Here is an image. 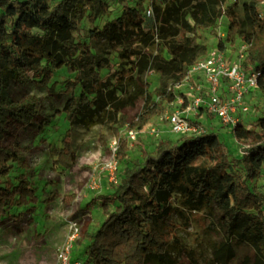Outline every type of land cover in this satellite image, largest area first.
I'll use <instances>...</instances> for the list:
<instances>
[{"label": "trees", "instance_id": "1", "mask_svg": "<svg viewBox=\"0 0 264 264\" xmlns=\"http://www.w3.org/2000/svg\"><path fill=\"white\" fill-rule=\"evenodd\" d=\"M118 1L123 6L116 17L77 38L83 18L93 22L105 12L103 0H0V215L35 198L25 173L16 176L15 184L8 179L13 165L22 163L18 151L3 143L8 124L44 119L36 95L18 100L7 95L10 81L47 87L64 68L73 77L64 89L70 94L65 116L73 124L102 120L106 105L114 102L113 93L149 70L158 75L154 94L160 102L171 101L189 67L207 53L200 32L224 16L225 37L217 47L222 49L225 42L247 44L243 64L258 73L257 90L264 102V17L257 3ZM148 4L152 18H161L155 25L149 26L145 16ZM158 104L146 94L129 126L142 128L157 113ZM120 120L123 123L125 116ZM231 133L243 145L241 155H232L212 131L182 136L180 143L161 141L153 153L142 150L138 163L124 166L114 192L103 198L101 224L82 233L87 244L81 264H170L165 229L172 225L170 214L183 216L184 210L203 211L205 228L221 229L222 238L210 246L213 264H231L241 245L253 255L244 254L239 264H264V193L258 184L264 168V117L251 126L238 123ZM51 152L56 166L68 168L76 162L69 141L62 140ZM215 209L218 225L211 218Z\"/></svg>", "mask_w": 264, "mask_h": 264}, {"label": "rangeland", "instance_id": "2", "mask_svg": "<svg viewBox=\"0 0 264 264\" xmlns=\"http://www.w3.org/2000/svg\"><path fill=\"white\" fill-rule=\"evenodd\" d=\"M103 1L105 12L99 13L93 22L83 18L79 32L75 33L77 38H82L90 27H101L121 12L123 4L118 0ZM134 1L128 0L125 5H132ZM243 1L261 4V0H228L227 4L236 2L239 5ZM158 18L161 19L148 18L149 26L157 24ZM222 20L220 25L216 23L200 32L199 41L207 46V52L225 37L220 36L227 23L224 16ZM240 47L239 42H225L222 50L228 60H234ZM115 60L113 57L112 61ZM68 79H73L72 74L62 68L52 76L47 87L35 82L20 85L10 81L7 95L15 100L27 94L36 95L42 101L44 119L38 116L29 124L12 121L4 136L3 143L16 149L22 159L21 164L13 165L8 179L15 184L16 176L25 173L33 182L35 198L26 206L15 205L0 215V264H57L56 250L66 241L69 221H75L80 230L72 243L70 257L73 262L81 264L87 244L82 233L95 230L105 218L101 202L114 192L123 167L135 166L142 150L153 153L161 141L173 144L182 139L181 135L170 132L165 119L172 107L178 106L170 101L160 102L153 92L159 85L155 72L146 71L142 77H135L122 89H117L113 93L114 102H109L104 109L102 120L88 124H73L65 116L64 104L70 95L64 92ZM198 81H201L200 77L194 76L191 83H180L176 86V94L189 92V86ZM75 92H79V86ZM146 94L159 103L158 111L142 128L130 127L129 123L143 108ZM245 101L250 109L241 116V123L251 126L258 117H264V102L257 89L247 93ZM201 112L199 121L205 131L216 133L232 155H241L243 145L235 141L231 129L205 111ZM120 115L125 116L123 123ZM131 130L136 132L134 139L129 138ZM114 139L117 150L125 151L124 155L111 151L110 143ZM62 140L69 141L76 154L75 164L68 168L56 166L51 152L53 147L61 145ZM258 184L264 193V168ZM204 216L203 211L184 210L183 216L174 211L170 214L172 225L165 229L171 244L170 264H213L210 246L222 238V231L219 226L216 230H207ZM218 216L215 209L211 218L216 225ZM244 254L253 255V251L246 245L237 247L231 264H239Z\"/></svg>", "mask_w": 264, "mask_h": 264}, {"label": "built area", "instance_id": "3", "mask_svg": "<svg viewBox=\"0 0 264 264\" xmlns=\"http://www.w3.org/2000/svg\"><path fill=\"white\" fill-rule=\"evenodd\" d=\"M259 15L264 17V0H261ZM145 16L152 17V8L149 4L145 7ZM222 17L218 19L217 24L222 23ZM220 36L223 38L225 32H221ZM246 47L247 44L241 43L236 58L228 60L223 50L216 46L189 67L186 77L180 83H191V78L194 76H199L201 81L192 83L189 92L175 94L170 101L171 104L178 106L172 107L165 116L170 132L181 136H197L205 133L199 121L201 111H205L229 129L241 123V116L250 109L245 101V95L257 89L258 75L252 68H247L243 64ZM128 134L131 139L136 137L135 131L131 130ZM110 149L116 153L115 139L111 141ZM67 226L66 241L56 250L57 264H79L77 261H72L70 251L80 230L75 221H69Z\"/></svg>", "mask_w": 264, "mask_h": 264}]
</instances>
